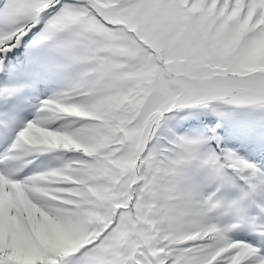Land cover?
Instances as JSON below:
<instances>
[{"label": "snow or ice", "instance_id": "obj_1", "mask_svg": "<svg viewBox=\"0 0 264 264\" xmlns=\"http://www.w3.org/2000/svg\"><path fill=\"white\" fill-rule=\"evenodd\" d=\"M0 264H264V0H0Z\"/></svg>", "mask_w": 264, "mask_h": 264}]
</instances>
